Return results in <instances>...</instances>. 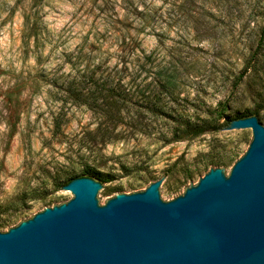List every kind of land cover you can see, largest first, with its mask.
Wrapping results in <instances>:
<instances>
[{"label":"rangeland","instance_id":"1","mask_svg":"<svg viewBox=\"0 0 264 264\" xmlns=\"http://www.w3.org/2000/svg\"><path fill=\"white\" fill-rule=\"evenodd\" d=\"M263 24L256 0H0V231L68 201L65 173L85 164L106 177L101 205L155 180L171 200L212 161L228 175L250 128L165 143L175 123L148 109L156 100L164 111L183 107L222 123L261 107L264 54L251 65ZM123 56L142 58L144 86L174 70L179 95H127L120 112L140 109L141 125H99L98 112L65 95L66 83L98 64L135 73Z\"/></svg>","mask_w":264,"mask_h":264},{"label":"water","instance_id":"2","mask_svg":"<svg viewBox=\"0 0 264 264\" xmlns=\"http://www.w3.org/2000/svg\"><path fill=\"white\" fill-rule=\"evenodd\" d=\"M225 128L252 133L228 175L212 167L168 201L155 180L104 205L99 181L73 178L68 201L0 231V264H264V124Z\"/></svg>","mask_w":264,"mask_h":264},{"label":"trees","instance_id":"3","mask_svg":"<svg viewBox=\"0 0 264 264\" xmlns=\"http://www.w3.org/2000/svg\"><path fill=\"white\" fill-rule=\"evenodd\" d=\"M256 1L260 2L264 0ZM262 54H264V24L261 28L257 47L252 53V59H254V63L251 65L252 67H255L258 56ZM122 58L127 64L132 62L137 64L138 61L142 59L138 56L128 61L124 59V56ZM136 64H132V67ZM103 66V64H98L93 70L85 71L79 78V82H75L74 80L67 82L64 90L65 95H69V98H72V102L83 104L90 110L98 112L99 117L103 119V121H100L99 125L102 123L106 127H110L111 125H116L118 122H122L124 118H127L134 127L141 125L143 115L140 109L136 110L132 116L127 117L122 116L120 112L122 106L130 103L127 95H179L178 91H175V79L177 75H175L174 70H169L168 73L164 75L163 81H158L159 73H152L154 77H151L149 88L148 86L142 85V79L137 83V79L143 72L140 65L137 66V70L135 69V73L129 72L127 70L128 67L119 69L117 66H114L111 69L107 67L102 68ZM157 84H159V87ZM147 87L148 89L146 90ZM156 103V100L151 101L152 109H148L150 114L175 123V127L172 128L170 136L167 139L164 137L163 140L165 143L192 140L207 132L224 129L232 119L252 115L258 118L260 112L264 110L263 104L261 107L253 109L252 111H247L241 116L226 118L222 123H219L217 119H213L209 116L203 117L197 111L188 113L183 107L164 111L161 107H157L158 105ZM138 108H140V105H138ZM223 110L224 107L220 108V114H223ZM211 164L212 167L219 165L217 161H212ZM123 168L127 169L126 167ZM65 174H69L65 184L73 178L83 176L93 177L101 184L106 179V177L97 172L94 167L86 164L82 166L79 173L72 174L67 172ZM189 176L190 174L185 175V178ZM4 224H6L5 219H0V226L2 227Z\"/></svg>","mask_w":264,"mask_h":264}]
</instances>
